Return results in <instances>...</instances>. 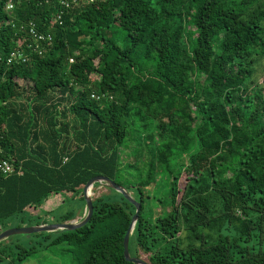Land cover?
<instances>
[{"label": "trees", "instance_id": "trees-1", "mask_svg": "<svg viewBox=\"0 0 264 264\" xmlns=\"http://www.w3.org/2000/svg\"><path fill=\"white\" fill-rule=\"evenodd\" d=\"M6 2L0 0V161L16 171L0 175V225L37 209L53 213L69 196L83 193L89 179L105 176L134 190L141 204L129 238L131 255L134 245L150 253L149 264H264L259 0H93L64 9L61 24L54 22L62 9L58 0H16L12 9ZM31 27L52 36L42 53ZM15 50L23 56L7 63ZM140 56L152 68L142 66ZM134 73L151 81H137ZM165 89L184 95L193 109L166 111L171 101ZM92 92L104 97L93 99ZM143 112L158 121V136L187 144L192 137L194 147L177 150L168 142L158 150ZM133 120H143L148 135L131 132ZM205 139L220 144L214 160L221 171L211 163L179 199L183 170L198 163ZM175 152L186 161L171 173L170 212L146 218L140 188L151 181L137 167L143 156L167 165ZM123 154L133 156L135 165L123 164ZM50 197L62 204L44 211ZM93 208L78 229L2 240L0 264H21L61 243L86 246L79 264H134L124 258L123 240L135 207L128 211L105 198ZM71 215L60 214L58 222ZM180 223L197 245H182Z\"/></svg>", "mask_w": 264, "mask_h": 264}, {"label": "rangeland", "instance_id": "rangeland-1", "mask_svg": "<svg viewBox=\"0 0 264 264\" xmlns=\"http://www.w3.org/2000/svg\"><path fill=\"white\" fill-rule=\"evenodd\" d=\"M259 3L262 4L264 7V0H259ZM144 57L140 56L141 65L147 66L148 68H152V65H150V61L148 60V58H144ZM261 63L263 64V68L261 69V71L257 72L258 87L263 89L262 93L264 95V59L262 60ZM134 75L137 81H144V82L151 81V78L148 76H142L141 74H138V73H134ZM21 83L27 85L26 82L21 81ZM164 91L168 93V96L170 97V101H171L170 104L166 107V111L171 110V111L177 112L178 110H180V111L188 112L189 110L193 109L192 107H190L189 102L184 95H177L176 93L168 89H165ZM100 96L104 97V95H100ZM111 98L112 97L109 96V99ZM155 112L156 114H158L161 112V109L160 108L159 110L156 109ZM178 113L179 111L175 113V115H179ZM143 114L147 121L145 123L146 126H149V125L151 126L150 134L155 135L154 139L157 138L158 145L156 147H158L157 148L158 150H162L168 144V142H170L169 144L174 145V147H176L174 149H177V150L182 149L183 151L185 150L189 151L191 149V146L194 147V141L192 137H191L189 144H187L184 141H181L180 139L178 140L173 136H172V140H170V137L168 138V134L166 133L160 134V136H158L159 133H155L157 130L154 127V124L158 123V121L153 120V116H154L153 113L143 112ZM143 122H144L143 120H139L138 122L133 120V126L131 127L130 131L136 133L137 131L143 130L142 134H144L147 131L146 133L148 135L150 131L148 132V130H145L146 128L143 129V125H142ZM197 123L198 122H196V126H197ZM146 133L143 136H145ZM136 142H138V133L134 135V137L132 138V141L129 143L130 150L136 147V144H137ZM165 142L167 143L165 144ZM137 146H139V143ZM219 148H220V144L217 142L209 141L207 139L203 141V149L199 154L198 163L194 167L186 168L185 170H183V173L180 177L179 184H178L179 191H180L179 197H178L179 199L183 195L182 193L187 183L190 181V179L198 177L203 172V170L208 167V165H210L211 163H213V165L216 164L217 165L216 168H218L217 172L219 173L221 171L222 167L218 166L217 161L214 160L216 156L220 153ZM175 153L177 154L176 155L174 154L175 156L169 159V162L167 165L157 160L158 158L150 159L149 156L148 157L143 156L142 160L145 162L144 163L141 162V164L139 163V167H137V168L142 167L141 169L142 179L145 181H148V180L151 181L150 183L145 184V185H143L142 183L141 184L142 187L140 188L142 191L141 196L143 199V213L142 214L146 218L152 219V218L157 217L158 215L162 216L164 213L170 212L169 198L167 196V191H168L169 184L171 181V175H172L171 173L173 170L176 169L178 163L186 161L185 154L180 155V153L178 152H175ZM123 156L125 157V159L123 158L124 160H122L123 164H126L125 162H128L132 164L133 166L135 165V160L133 156L131 155L127 156L126 154L125 155L123 154ZM176 156L178 157L177 159L175 158ZM150 160L151 161L153 160V164L151 163ZM149 161H150V164H149ZM138 170L139 169H136V170L134 169V171H137V172ZM229 176L230 174L227 173L226 177L230 178ZM127 192L134 199V197L136 196L135 191L130 189V190H127ZM82 195L83 193L81 192L75 197L69 196L67 200L65 201V203L63 204H62L61 199L55 200L56 198L50 197L49 198L50 202L48 204L47 203L45 204V206L43 207V210L44 211H54L58 209V207L62 204V206H60V208L57 211L50 213V214H45V212H41L38 209L37 211L26 212L17 218L11 219L10 222H8L7 224L0 225V232H2L5 229L11 228V227H17V226H35V225H45V224H50V223H58L60 214L67 215L69 212H72V215L69 216L70 219L64 220L63 218L62 219L63 221L61 222L79 223L87 215L86 202H85V199L84 201L81 199ZM89 196L92 200V203L98 202V200L107 198L111 203L120 205L128 211H130L131 205H133L123 196L127 200V201H124L122 197H120L117 194L116 190H114L113 188L103 183H98L97 185H94L90 191ZM83 198H84V195H83ZM135 210H136V207H135ZM237 214L240 215V212L237 211ZM20 219L21 221H18ZM134 227L130 234V237L133 236ZM179 229L180 230H179L178 236L181 238L182 245H187L191 243H194L197 245V242L192 238V236L186 230L183 229V225L181 223H180ZM32 234H26V235L18 234L15 236L21 237L20 239L22 240V239H26L27 236L32 235ZM13 241H15L14 238H13ZM261 246L264 249V241L262 242ZM132 248L134 249V254L136 255V256L131 255L130 253L132 257L141 258L144 261L149 263L151 255L150 253L147 252V250H144L143 248H140L134 245H132ZM87 252H88V249L86 248V246L71 247L66 243H61L55 247H49L39 256L31 257L25 260L21 264H79V263H82L81 261L86 256Z\"/></svg>", "mask_w": 264, "mask_h": 264}, {"label": "water", "instance_id": "water-1", "mask_svg": "<svg viewBox=\"0 0 264 264\" xmlns=\"http://www.w3.org/2000/svg\"><path fill=\"white\" fill-rule=\"evenodd\" d=\"M95 183H103V184L108 185L109 187L113 188L117 192L121 193L129 202H131L136 207L131 223L124 236L123 254L127 262H131L134 264H149L148 262L144 261L141 258L132 257L129 252V238L133 230V227L138 219L141 204L139 201L133 199L123 186L119 185L115 181L105 176H94L91 179H89L84 185L83 195H84V199L86 202L87 215L81 222L79 223L58 222V223H50V224H45V225L11 227V228L5 229L2 232H0V242L10 236L18 235V234L26 235V234H32V233L53 232V231H62V230L72 231V230L82 227L91 219L92 214H93V209H94L93 203L89 195H90V190L95 185Z\"/></svg>", "mask_w": 264, "mask_h": 264}, {"label": "built area", "instance_id": "built-area-1", "mask_svg": "<svg viewBox=\"0 0 264 264\" xmlns=\"http://www.w3.org/2000/svg\"><path fill=\"white\" fill-rule=\"evenodd\" d=\"M15 1L16 0H7L6 8L12 9ZM92 1L93 0H58L60 7L62 9H60V12L56 15L54 22H58L59 24H61L62 14H63L64 9L67 10V9L79 6V4L82 2L90 3ZM30 33H32L33 37H35L38 40V44H36L37 45L36 49L39 50V53H42L44 49L43 47L44 44H47V45L50 44L52 40V36L49 33H45V34L38 33L35 31L34 27L30 28ZM22 56H23L22 51L20 50L12 51L11 54L9 55V58L7 59V63H12L15 59L21 58ZM70 61H72V59ZM91 98L97 100L100 98V96L97 95L95 92H92ZM15 171L16 170H15L14 165L10 163L8 160L3 159L0 161V175L8 176L14 173ZM18 173H21V172L19 171Z\"/></svg>", "mask_w": 264, "mask_h": 264}, {"label": "bare ground", "instance_id": "bare-ground-1", "mask_svg": "<svg viewBox=\"0 0 264 264\" xmlns=\"http://www.w3.org/2000/svg\"><path fill=\"white\" fill-rule=\"evenodd\" d=\"M90 191H91V190H90ZM93 193H94V192H93ZM93 193H92V194H93Z\"/></svg>", "mask_w": 264, "mask_h": 264}, {"label": "crops", "instance_id": "crops-1", "mask_svg": "<svg viewBox=\"0 0 264 264\" xmlns=\"http://www.w3.org/2000/svg\"><path fill=\"white\" fill-rule=\"evenodd\" d=\"M18 174H20V173H18ZM48 204V203H47Z\"/></svg>", "mask_w": 264, "mask_h": 264}]
</instances>
